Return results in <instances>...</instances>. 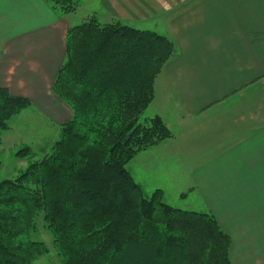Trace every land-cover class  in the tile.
<instances>
[{
  "label": "trees",
  "instance_id": "16d2710c",
  "mask_svg": "<svg viewBox=\"0 0 264 264\" xmlns=\"http://www.w3.org/2000/svg\"><path fill=\"white\" fill-rule=\"evenodd\" d=\"M73 14L84 0H46ZM176 54L157 32L93 16L72 26L54 93L73 110L61 138L43 158L26 146L28 167L0 181V264H35L47 254L32 239L41 218L61 264H231V237L210 213L146 196L127 165L169 139L157 116L141 115L155 98V81ZM28 98L0 88V144Z\"/></svg>",
  "mask_w": 264,
  "mask_h": 264
},
{
  "label": "crops",
  "instance_id": "0c3cea01",
  "mask_svg": "<svg viewBox=\"0 0 264 264\" xmlns=\"http://www.w3.org/2000/svg\"><path fill=\"white\" fill-rule=\"evenodd\" d=\"M94 3L174 43L149 106L172 132L150 147L166 163L163 190L195 195L231 237V264H264V0H86L78 12ZM76 14L0 0V88L30 100L19 118L34 113L39 129L73 117L53 87Z\"/></svg>",
  "mask_w": 264,
  "mask_h": 264
},
{
  "label": "rangeland",
  "instance_id": "374dc122",
  "mask_svg": "<svg viewBox=\"0 0 264 264\" xmlns=\"http://www.w3.org/2000/svg\"><path fill=\"white\" fill-rule=\"evenodd\" d=\"M85 1L86 0L83 2ZM79 9L80 7L77 9V12ZM88 10L93 14L90 16L91 18L98 13V18L102 24L113 22L109 21L108 17H104L103 14H101L103 9L98 4L96 6V3H94L89 7L84 5V8L81 9L78 14H76L77 12L73 13L76 14L74 18L75 21H73L74 25L82 24L86 20H82V18ZM128 22L129 23H127V25L139 29L152 30L153 28V23L135 25L130 24L131 21ZM157 116L155 108L151 106L141 115L140 123L149 124L150 121ZM37 121L38 120L34 113L26 116L23 120L22 118H19V115L12 120L11 130L3 135L2 142L0 144V181L6 178H16L28 167V162L20 160V158L16 155L20 149L30 146L34 149L38 158H43L45 153L42 149L45 147L47 150H51L54 143L61 138V132L56 133L54 129H47L45 126L40 124L38 126L45 129H39L36 126ZM56 129L57 131L60 130L59 128ZM24 134L26 137L22 139V135ZM26 139L30 140L29 144L25 142ZM19 140H22L23 142L20 143ZM156 157L159 158L158 154L155 156V150L149 148L146 151L143 150L139 152L127 165L128 171L132 174L136 182L142 186L146 196L152 195L157 189L163 190L165 187L162 170L166 168V163L162 165L161 163H156ZM171 178L174 179L173 176H171ZM163 192V201L174 208L210 213L193 201L195 195L186 199V193L184 192H176L171 189H166L165 191L163 190ZM188 195H190V193H188ZM37 223L38 225L35 232L32 234V239L43 241L48 248V251L47 254L41 257L35 264H61V259L59 258L53 245V237L47 230L44 221L39 218Z\"/></svg>",
  "mask_w": 264,
  "mask_h": 264
}]
</instances>
